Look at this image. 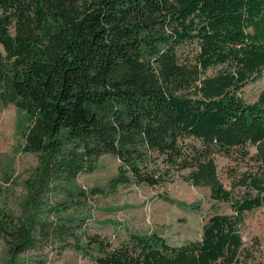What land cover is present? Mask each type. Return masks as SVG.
Returning <instances> with one entry per match:
<instances>
[{"label":"trees","instance_id":"16d2710c","mask_svg":"<svg viewBox=\"0 0 264 264\" xmlns=\"http://www.w3.org/2000/svg\"><path fill=\"white\" fill-rule=\"evenodd\" d=\"M0 45V109L24 115L23 151L38 157L24 215L0 207L15 264L67 250L94 264L256 262L261 243L243 232L264 206V90L241 94L264 71V0H0ZM217 155L245 163L231 189ZM105 156L119 162L113 189L182 178L233 214L197 242L135 233L115 246L87 226L103 191L72 188Z\"/></svg>","mask_w":264,"mask_h":264},{"label":"rangeland","instance_id":"374dc122","mask_svg":"<svg viewBox=\"0 0 264 264\" xmlns=\"http://www.w3.org/2000/svg\"><path fill=\"white\" fill-rule=\"evenodd\" d=\"M0 49L2 46L0 45ZM264 90V71L260 78L249 83L241 97L247 104L255 103ZM24 115L15 106L0 109V207L17 216L24 215V206L30 194L28 181L38 166V157L23 151ZM255 154L254 147L249 148ZM218 176L221 183L231 189V176L245 170V163L225 155H217ZM119 162L112 156L103 157L95 172L81 175L74 190L86 192L100 189L103 193L88 203L93 220H87L92 233H98L115 246L128 240L131 234L158 233L172 246H182L202 239L203 227L214 214L232 215L229 203L211 199L209 187H195L185 179H178L166 187L146 186L111 187L118 174ZM187 176V173H185ZM87 211V212H88ZM243 239L250 243L258 238L261 253L256 262L264 264V206L245 217ZM0 245V264H15ZM32 256V255H31ZM42 259L33 256L20 258L19 264H94L82 253L67 250L62 253L46 251Z\"/></svg>","mask_w":264,"mask_h":264}]
</instances>
